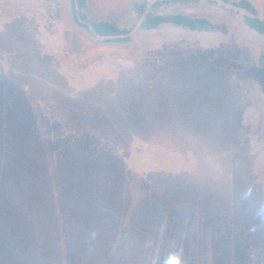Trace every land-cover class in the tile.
<instances>
[{"label":"rangeland","instance_id":"rangeland-1","mask_svg":"<svg viewBox=\"0 0 264 264\" xmlns=\"http://www.w3.org/2000/svg\"><path fill=\"white\" fill-rule=\"evenodd\" d=\"M236 1L87 0L113 42L71 0H0V264H264V35Z\"/></svg>","mask_w":264,"mask_h":264},{"label":"trees","instance_id":"trees-1","mask_svg":"<svg viewBox=\"0 0 264 264\" xmlns=\"http://www.w3.org/2000/svg\"><path fill=\"white\" fill-rule=\"evenodd\" d=\"M72 11L76 21L80 25H84L93 30V32L100 38L113 42H128L131 40V31L121 28L116 23L110 21L91 20L88 24L82 21L87 20V16L83 10L87 7V0H71ZM228 2V0H227ZM234 8L245 12L244 21L248 27L256 31L260 35H264V10L260 13L256 7L248 0H240L230 2ZM135 9L140 18H143L141 28L144 30H156L163 25L171 24L179 27L189 29L191 31H211L221 32L226 34L228 27L226 24H215L209 20L202 18H194L184 14L175 15H153L146 14V6L144 4H136ZM264 62V55L260 58V63Z\"/></svg>","mask_w":264,"mask_h":264},{"label":"clouds","instance_id":"clouds-1","mask_svg":"<svg viewBox=\"0 0 264 264\" xmlns=\"http://www.w3.org/2000/svg\"><path fill=\"white\" fill-rule=\"evenodd\" d=\"M252 194V190L248 189L245 193V197L247 198ZM257 216L259 217L262 224H264V205H261L259 211L257 212ZM163 264H185V259L182 251L175 250L169 252L168 255L164 258Z\"/></svg>","mask_w":264,"mask_h":264}]
</instances>
